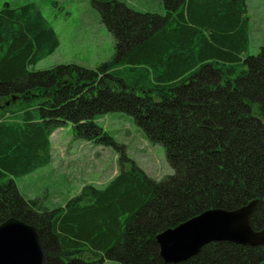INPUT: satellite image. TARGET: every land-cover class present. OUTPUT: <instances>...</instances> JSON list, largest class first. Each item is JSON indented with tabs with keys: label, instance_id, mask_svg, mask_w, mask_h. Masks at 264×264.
I'll return each instance as SVG.
<instances>
[{
	"label": "trees",
	"instance_id": "16d2710c",
	"mask_svg": "<svg viewBox=\"0 0 264 264\" xmlns=\"http://www.w3.org/2000/svg\"><path fill=\"white\" fill-rule=\"evenodd\" d=\"M91 2L115 50L97 70L31 73L58 38L36 4L0 10V224L32 226L43 264H169L159 256L161 232L253 200L263 217L264 47L245 55L246 0H175L164 15ZM110 112L126 113L161 146L172 173L154 180L132 163L96 123ZM67 126L74 140L120 152L118 173L64 207L25 200L14 178L47 166L50 136ZM177 264H264V247L213 243Z\"/></svg>",
	"mask_w": 264,
	"mask_h": 264
},
{
	"label": "rangeland",
	"instance_id": "374dc122",
	"mask_svg": "<svg viewBox=\"0 0 264 264\" xmlns=\"http://www.w3.org/2000/svg\"><path fill=\"white\" fill-rule=\"evenodd\" d=\"M139 12L164 15L165 3L175 0H118ZM36 4L54 30L59 45L55 51L28 70L33 73L58 65H77L97 70L114 56V40L102 23L99 11L91 0H0L17 8ZM248 17V49L246 56L255 55L264 47V0H246ZM6 101V100H5ZM0 100V114L4 110ZM7 106V105H6ZM8 107V106H7ZM96 123L116 143L125 147L126 157L146 176L160 180L172 173L163 148L151 146L143 138L132 118L123 112L99 115ZM51 162L36 171L14 178L20 195L25 200L39 198L50 208L64 207L84 186L106 187L118 173V155L111 147L97 146L74 140L69 126L59 128L50 136ZM102 264H119L104 260Z\"/></svg>",
	"mask_w": 264,
	"mask_h": 264
},
{
	"label": "water",
	"instance_id": "95a60500",
	"mask_svg": "<svg viewBox=\"0 0 264 264\" xmlns=\"http://www.w3.org/2000/svg\"><path fill=\"white\" fill-rule=\"evenodd\" d=\"M258 201L235 210L213 209L167 229L156 236L164 263L177 264L195 256L207 244L264 245V228L252 231L250 216ZM0 264H43L39 237L34 228L11 218L0 224Z\"/></svg>",
	"mask_w": 264,
	"mask_h": 264
},
{
	"label": "flooded vegetation",
	"instance_id": "af4514ba",
	"mask_svg": "<svg viewBox=\"0 0 264 264\" xmlns=\"http://www.w3.org/2000/svg\"><path fill=\"white\" fill-rule=\"evenodd\" d=\"M0 107H2V106H0ZM258 204H259V202H258ZM258 204L255 207V210L253 211L252 215L250 216V227H251L252 231H254V232H259V231H261L264 228V215L262 217L260 215H257V212H256L257 211ZM208 245H211V244H208ZM208 245H206V246H208ZM234 245L235 246H238L239 248L250 247V246H245L244 247L242 245H236V244H234ZM255 247H264V245L255 246Z\"/></svg>",
	"mask_w": 264,
	"mask_h": 264
},
{
	"label": "bare ground",
	"instance_id": "6f19581e",
	"mask_svg": "<svg viewBox=\"0 0 264 264\" xmlns=\"http://www.w3.org/2000/svg\"><path fill=\"white\" fill-rule=\"evenodd\" d=\"M210 210H213V209H210ZM205 212V211H204ZM200 215V214H199ZM198 216V215H197ZM196 217V216H195ZM208 245V244H207ZM244 246H248V245H244ZM259 246H261V245H259ZM250 247H253V246H250ZM199 253V252H198ZM197 255V254H196Z\"/></svg>",
	"mask_w": 264,
	"mask_h": 264
}]
</instances>
